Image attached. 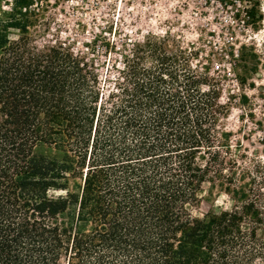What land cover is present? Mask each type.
<instances>
[{"label": "trees", "instance_id": "trees-1", "mask_svg": "<svg viewBox=\"0 0 264 264\" xmlns=\"http://www.w3.org/2000/svg\"><path fill=\"white\" fill-rule=\"evenodd\" d=\"M29 4L0 0V264H264V211L230 188L225 107L196 53L147 40L101 74L32 47ZM216 181L237 204L194 216Z\"/></svg>", "mask_w": 264, "mask_h": 264}, {"label": "rangeland", "instance_id": "rangeland-1", "mask_svg": "<svg viewBox=\"0 0 264 264\" xmlns=\"http://www.w3.org/2000/svg\"><path fill=\"white\" fill-rule=\"evenodd\" d=\"M28 10L35 13L32 47L62 44L95 60L101 74L147 40L191 48L192 64L218 86L225 107L219 129L234 163L230 188L244 185L246 199H258L264 211V0H30ZM18 35L12 30L10 37ZM226 185L206 183L193 215L232 209L237 201ZM258 233L264 237V226Z\"/></svg>", "mask_w": 264, "mask_h": 264}]
</instances>
